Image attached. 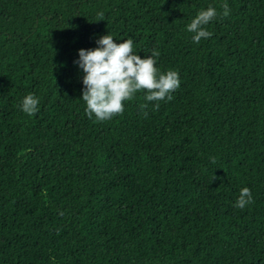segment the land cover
Here are the masks:
<instances>
[{"label":"trees","instance_id":"16d2710c","mask_svg":"<svg viewBox=\"0 0 264 264\" xmlns=\"http://www.w3.org/2000/svg\"><path fill=\"white\" fill-rule=\"evenodd\" d=\"M105 35L159 52L173 98L89 118ZM0 264H264V0H0Z\"/></svg>","mask_w":264,"mask_h":264},{"label":"clouds","instance_id":"9594fccd","mask_svg":"<svg viewBox=\"0 0 264 264\" xmlns=\"http://www.w3.org/2000/svg\"><path fill=\"white\" fill-rule=\"evenodd\" d=\"M222 15L230 14L228 5H222ZM217 16V10L208 7L201 10L187 26L190 33H194L193 42L199 43L201 38H209L212 33L204 26ZM92 50L80 49L78 52L79 67L83 70L82 83L85 89L81 99L86 102V114L91 118L94 114L99 121H104L124 111V101L131 100L134 93L146 91V101L171 100L170 95L179 88L180 80L176 71L158 73L154 57L159 52L153 51L147 58H140L133 52V40L125 39L122 43H115L113 37L105 35ZM54 51V50H53ZM142 107H147L143 105ZM156 107H159L157 104ZM21 109L32 116L39 109V100L28 94L22 100ZM146 115V113H145ZM253 202L250 189H241L236 207L243 210Z\"/></svg>","mask_w":264,"mask_h":264}]
</instances>
